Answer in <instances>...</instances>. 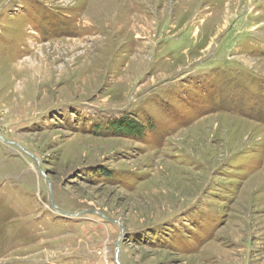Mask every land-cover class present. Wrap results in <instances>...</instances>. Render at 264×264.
Listing matches in <instances>:
<instances>
[{"label": "rangeland", "instance_id": "obj_1", "mask_svg": "<svg viewBox=\"0 0 264 264\" xmlns=\"http://www.w3.org/2000/svg\"><path fill=\"white\" fill-rule=\"evenodd\" d=\"M0 136V264H264V0H0Z\"/></svg>", "mask_w": 264, "mask_h": 264}, {"label": "trees", "instance_id": "obj_2", "mask_svg": "<svg viewBox=\"0 0 264 264\" xmlns=\"http://www.w3.org/2000/svg\"><path fill=\"white\" fill-rule=\"evenodd\" d=\"M124 123V124H123ZM123 123H121V124H117V126L116 127H114L113 129H117V130H119V129H121L122 127H125V128H127V131H125V130H123V129H121V131H123V132H129V133H131V134H133V135H138V134H141V132H139V131H142V130H137V126H130L131 125V123H128V122H123ZM126 123V124H125ZM126 125V126H125ZM139 128V127H138Z\"/></svg>", "mask_w": 264, "mask_h": 264}, {"label": "water", "instance_id": "obj_3", "mask_svg": "<svg viewBox=\"0 0 264 264\" xmlns=\"http://www.w3.org/2000/svg\"><path fill=\"white\" fill-rule=\"evenodd\" d=\"M0 141H2V142H4V143H7V144H11L10 142H6V141H4L3 139H2V137L0 136ZM49 203H50V206H51V208L53 209V210H57L56 209V207L54 206V204H53V202H52V198L51 197H49ZM90 214H94L95 212H89ZM101 218H103L104 220H106V221H109V222H112V223H114V224H117V222H115V221H111V220H108V219H106L104 216H102V215H99ZM120 228V230L121 231H123V229H122V227H119ZM118 244L116 245V249H115V256H116V258H117V256H118ZM117 264H119V262H117Z\"/></svg>", "mask_w": 264, "mask_h": 264}, {"label": "bare ground", "instance_id": "obj_4", "mask_svg": "<svg viewBox=\"0 0 264 264\" xmlns=\"http://www.w3.org/2000/svg\"><path fill=\"white\" fill-rule=\"evenodd\" d=\"M35 69V68H34ZM12 79V78H11ZM12 81V80H11ZM37 87V86H36ZM36 90V89H35ZM36 93H37V91H36ZM18 96V95H17ZM21 96V95H20ZM5 97V96H4ZM28 97V96H27ZM24 99V98H23ZM29 101V100H28ZM32 101V100H31ZM22 103V102H21ZM25 110V109H24ZM21 112H23V111H21Z\"/></svg>", "mask_w": 264, "mask_h": 264}]
</instances>
